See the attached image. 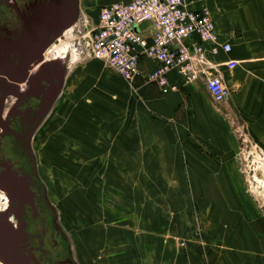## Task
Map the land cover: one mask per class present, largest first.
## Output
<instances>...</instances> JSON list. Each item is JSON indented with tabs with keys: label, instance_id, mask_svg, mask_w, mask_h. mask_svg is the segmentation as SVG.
I'll list each match as a JSON object with an SVG mask.
<instances>
[{
	"label": "rangeland",
	"instance_id": "374dc122",
	"mask_svg": "<svg viewBox=\"0 0 264 264\" xmlns=\"http://www.w3.org/2000/svg\"><path fill=\"white\" fill-rule=\"evenodd\" d=\"M83 2L73 24L47 52L61 54L65 75L36 129L34 155L79 264H150L155 253L165 251H153L161 236L155 235L156 225L147 216L155 206L162 213L171 210L173 189L128 185L125 172L121 176L110 168L112 148L119 145L117 134L130 127L125 115L135 87L104 60L86 53L84 33L101 5L89 10ZM219 104L214 103L217 110ZM223 117L233 187L228 194L223 191L222 203L216 199V204L215 190L201 188L206 199L203 212L189 188L193 220H172L175 235L165 242L174 240L190 260L200 258L205 264H264V123H247L228 107ZM4 204L0 197V209ZM213 216L217 218L209 219ZM158 223L164 227L165 220ZM187 244L196 250L188 253Z\"/></svg>",
	"mask_w": 264,
	"mask_h": 264
},
{
	"label": "crops",
	"instance_id": "0c3cea01",
	"mask_svg": "<svg viewBox=\"0 0 264 264\" xmlns=\"http://www.w3.org/2000/svg\"><path fill=\"white\" fill-rule=\"evenodd\" d=\"M77 1L81 5L83 0ZM115 1L128 0H84L83 3L92 10ZM187 1L193 8L207 9L219 39L231 43L229 52L219 49L210 57L220 62L234 58L237 63L232 68L224 64L220 66V74L229 93L219 101V110L214 107L216 102L201 78L185 81L181 74L171 69L168 78L175 87L166 91H162L154 82H146L142 75L134 80L131 110L128 116L125 115L130 127L118 132L119 145L113 146L115 155L110 158L109 165L121 176L125 172L122 177L128 185L173 189L169 202L172 203L169 206L171 210L162 213L155 206V211L147 216L156 225L155 235L161 236L153 251H165L164 255L160 253L162 258L155 253L150 264H205L200 258L192 257L190 260L173 239L170 243L165 242L169 236L175 235L172 220L176 217L193 220L190 193L195 194L198 209L203 212L206 199L205 190L201 188L215 190L217 196L212 202L216 204V199L222 203L223 191L228 194L230 187H233L229 173L231 163L226 156L228 136L225 134L222 137L225 123L223 110L228 107L247 123H264V0ZM151 28V24L141 27L147 34ZM185 41L188 44L196 43L199 37L193 33ZM156 64L155 59L147 56H141L138 62L142 72ZM221 139L222 144L219 142ZM143 171H146L144 176ZM229 195L226 198H231ZM180 197H183L182 201ZM235 197L236 202L233 203L237 206L238 196ZM179 199L183 203L181 207L178 205ZM212 218L217 217L209 219ZM159 219L165 220L164 227H159ZM185 247L188 253L189 250H196L195 245L187 244Z\"/></svg>",
	"mask_w": 264,
	"mask_h": 264
},
{
	"label": "flooded vegetation",
	"instance_id": "af4514ba",
	"mask_svg": "<svg viewBox=\"0 0 264 264\" xmlns=\"http://www.w3.org/2000/svg\"><path fill=\"white\" fill-rule=\"evenodd\" d=\"M74 2L0 0V197L3 207L8 201V211H0V239L11 241L1 256L12 264H79L47 196L33 147L65 75L61 54L47 52L68 28L61 25ZM25 188L32 194H24ZM1 256L0 264H8Z\"/></svg>",
	"mask_w": 264,
	"mask_h": 264
},
{
	"label": "built area",
	"instance_id": "2783aa9c",
	"mask_svg": "<svg viewBox=\"0 0 264 264\" xmlns=\"http://www.w3.org/2000/svg\"><path fill=\"white\" fill-rule=\"evenodd\" d=\"M151 24L149 33L139 26ZM196 33L199 41L185 39ZM87 54L101 58L126 79L142 75L146 82L156 83L162 91L174 88L168 72L175 69L185 81L201 78L215 102L222 101L229 89L220 66L232 68L237 60L215 61L210 54L219 49L231 50L228 40H220L205 8L189 6L187 0H128L103 4L96 22L84 33ZM141 56L157 61L152 69L142 72Z\"/></svg>",
	"mask_w": 264,
	"mask_h": 264
},
{
	"label": "water",
	"instance_id": "95a60500",
	"mask_svg": "<svg viewBox=\"0 0 264 264\" xmlns=\"http://www.w3.org/2000/svg\"><path fill=\"white\" fill-rule=\"evenodd\" d=\"M71 8V16H70V18H68V20L67 21H65L62 25H61V28H67V27H70L72 24H73V22H74V20L76 19V17H77V13H78V1L76 0V2H74V4H73V8L72 7H70ZM145 23L144 22H142V23H140L139 24V26L141 27V26H143ZM58 60H60V59H58ZM60 85H61V83L59 84V86H56L55 88H54V92H56L57 90H58V88L60 87ZM52 96H53V93L49 96V98H48V102L49 101H51V99H52ZM24 194H26V195H31L32 194V192H31V190L29 189V188H25V193ZM6 211V210H5ZM10 245H11V241H9V240H7V239H3V240H1L0 239V256H1V248L3 247V248H8V247H10ZM1 258L4 260V261H6L8 264H12V263H10L9 262V260L7 259V258H5V257H3V256H1Z\"/></svg>",
	"mask_w": 264,
	"mask_h": 264
},
{
	"label": "bare ground",
	"instance_id": "6f19581e",
	"mask_svg": "<svg viewBox=\"0 0 264 264\" xmlns=\"http://www.w3.org/2000/svg\"><path fill=\"white\" fill-rule=\"evenodd\" d=\"M70 28V27H69ZM7 203H6V205H5V207H3V208H1L0 209V211H8V209H7V204H8V201H6ZM2 262V261H1ZM2 264H4L3 262H2Z\"/></svg>",
	"mask_w": 264,
	"mask_h": 264
}]
</instances>
